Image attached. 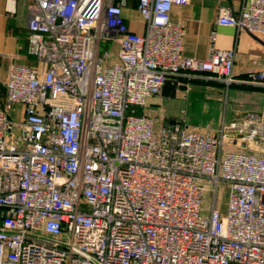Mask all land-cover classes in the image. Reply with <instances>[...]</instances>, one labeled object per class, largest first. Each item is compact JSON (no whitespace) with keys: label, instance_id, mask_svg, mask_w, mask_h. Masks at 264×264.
I'll return each instance as SVG.
<instances>
[{"label":"built area","instance_id":"2783aa9c","mask_svg":"<svg viewBox=\"0 0 264 264\" xmlns=\"http://www.w3.org/2000/svg\"><path fill=\"white\" fill-rule=\"evenodd\" d=\"M189 1L137 0L135 33L127 0H27L35 63L9 66L0 103V264H264V152L137 114L169 76L233 81V49L182 54L169 14ZM217 23L264 35V0L222 7ZM249 82L264 86V67ZM247 124L239 137L260 146L264 114L229 128Z\"/></svg>","mask_w":264,"mask_h":264},{"label":"crops","instance_id":"0c3cea01","mask_svg":"<svg viewBox=\"0 0 264 264\" xmlns=\"http://www.w3.org/2000/svg\"><path fill=\"white\" fill-rule=\"evenodd\" d=\"M248 1L190 0L186 5H172L170 20L182 26L184 32L182 54L205 59L211 46L233 49V81L226 83L207 72L184 71L180 75L169 76L159 95L137 108L138 114L152 118L156 124L186 123L190 128L217 138L228 136L240 141L239 136L250 131V124L243 126L242 132L230 129L229 124L242 123L248 112L264 114V86L249 82V74L264 67V35L217 23L220 8H228L237 15ZM16 2V12L12 14L6 11L5 0H0L1 104L5 103L9 66L35 63L34 57L27 53L28 3L27 0ZM136 8L137 0H127L123 17L131 31L142 33L145 24ZM105 48H108L106 44ZM116 49L113 46V50ZM258 134H264V124L259 127Z\"/></svg>","mask_w":264,"mask_h":264},{"label":"rangeland","instance_id":"374dc122","mask_svg":"<svg viewBox=\"0 0 264 264\" xmlns=\"http://www.w3.org/2000/svg\"><path fill=\"white\" fill-rule=\"evenodd\" d=\"M106 50L103 47V43L100 46V53ZM138 114V110H137ZM186 124V123H185ZM223 144L228 146V149H238V148H244L246 151L250 152H257L261 151L264 152V142L260 146L254 143V141H244V140H237L235 138H230L228 136L223 138ZM227 191L222 190L221 188L218 189L216 192L215 202L217 207L220 208L221 212L225 213L227 209ZM212 196L213 192L210 190H205L202 197L201 202V209H200V215L203 219L208 218L210 207L212 204Z\"/></svg>","mask_w":264,"mask_h":264}]
</instances>
